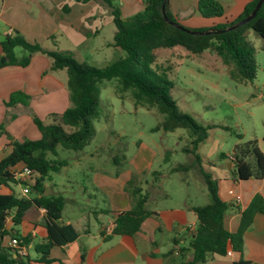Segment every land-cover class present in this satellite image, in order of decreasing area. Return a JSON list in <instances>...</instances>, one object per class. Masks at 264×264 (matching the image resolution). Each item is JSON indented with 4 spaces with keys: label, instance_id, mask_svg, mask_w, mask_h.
Segmentation results:
<instances>
[{
    "label": "trees",
    "instance_id": "1",
    "mask_svg": "<svg viewBox=\"0 0 264 264\" xmlns=\"http://www.w3.org/2000/svg\"><path fill=\"white\" fill-rule=\"evenodd\" d=\"M81 2L96 1L111 11L115 25L113 40L110 45L117 56L103 67H95L76 61L68 52L46 50L39 43L26 41L19 33L10 34L2 42L4 55L0 56V68L7 65L26 67L33 54L40 52L51 59V70H65L71 106L62 112H52L45 122L32 110H27L36 125L40 138L22 141L10 140V149L0 159V183L16 184L11 169L17 164L27 166L36 175L30 186L31 196L0 193V241L5 235H16L6 228V220L10 217L12 226H17L32 206L45 209V240L34 245L38 253V261L49 263V252L54 246H61L75 240L76 229L70 224L60 223L65 199L60 195L43 196L45 182L52 179V172L59 166L66 165L64 160L50 159L48 153L55 154L56 146L64 149H83L94 133L93 120L98 117L99 89L98 81L117 78L121 88L131 89L135 103H146L155 106L164 115L155 129L174 131L183 128L187 131L189 146L182 148L193 156L190 164L179 165L174 170H187L197 165L200 167L201 154L199 145L207 137L205 126L197 123L189 114L182 112L170 95L173 84L165 79L157 69L155 51L159 48H180L186 53L203 58L208 52L210 58L204 61H220L223 65L232 64L234 74L242 80H251L255 75L253 47L247 39L246 31L253 30L264 40V3L256 15L235 29L208 35H193L167 23L162 15L163 0H145L144 7L129 17H121L120 9L112 0H77ZM257 0L249 1L242 12L232 21L215 24L209 28L193 30L222 29L246 17L254 8ZM197 9L203 18H219L224 14L223 5L217 0H198ZM166 16L179 23L169 11L168 0L165 4ZM186 28V27H185ZM15 47H21L24 54L17 56ZM31 96L21 90L10 93L5 106L16 104L28 107ZM15 113L6 110L4 121L0 123V134L5 131L7 121L14 119ZM264 140V138H263ZM225 156L220 154V158ZM230 169L234 182L250 178L264 177V153L259 149L256 140H248L236 144L232 154ZM117 162V160H115ZM207 189L208 202L192 206L190 209L197 217V225L188 235L187 248L192 256L184 264L206 262L211 256L225 255L229 249L241 252L244 231L252 223L256 213L264 214V198L255 194L247 207L241 212L240 224L236 232H229L223 223L228 204L218 194V180L200 168ZM124 188L132 198V206L128 210L116 213L114 225L107 234L134 235L141 228L143 221L150 216L156 217L154 210L147 207L148 194L134 179L126 182ZM106 213V212H104ZM103 234H106L104 229ZM22 246L30 242L29 236L19 238ZM176 241L174 240V243ZM15 255V256H14ZM13 248L0 246V264H29L31 259H19ZM83 257V254H82ZM246 264L248 262L241 261Z\"/></svg>",
    "mask_w": 264,
    "mask_h": 264
},
{
    "label": "rangeland",
    "instance_id": "2",
    "mask_svg": "<svg viewBox=\"0 0 264 264\" xmlns=\"http://www.w3.org/2000/svg\"><path fill=\"white\" fill-rule=\"evenodd\" d=\"M129 1L112 0L113 5L120 9L123 18L143 10L138 3L140 8L136 12H128L125 2ZM140 1L144 5L145 0ZM80 6L96 10L101 8L102 12L110 10L94 2L80 3ZM192 17L188 16L185 19L188 18L187 21L190 23ZM86 21L89 23L90 19ZM92 21L93 19L90 22ZM180 23L192 29L187 26V22ZM89 25L90 23L87 24ZM97 25L102 29L101 33L91 36L83 45L74 36L70 39L72 43L68 39L58 38L60 40L57 44L58 49L69 50V55L80 63L95 67L107 65L117 56L115 49L106 45L113 38L115 26L114 24L103 26L99 20ZM246 33L253 47L255 64V75L247 81L234 74L232 64L223 65L220 61L202 60L210 58L209 52L201 58L190 55L180 48H159L155 51L154 64L161 73H164L162 76L172 82L170 95L178 108L207 129V137L198 147L199 153L204 157L201 158L200 167L195 165L193 168L197 176L201 173L200 168L210 173V163L216 162L219 153L231 155L236 144L256 140L257 145L260 144L264 149V40L251 29ZM24 53L21 47H16L17 55ZM52 74L61 84L64 82L67 93L62 92L61 109L53 110L60 112L72 104L68 97L67 74L64 70ZM97 87L98 117L93 120L94 133L87 145L77 151L57 145L55 154L48 153L50 159L66 162V165L59 166L57 171L51 173L52 181L45 182L51 188L52 194H62L74 201L65 203L63 217L78 219L80 224L88 220L91 225L98 228L99 222L106 218V213H94V210L105 207L112 209L123 204V194L120 190L116 194H112L109 186L108 188L104 186L103 190H96L99 178H108V181H112L114 186L112 189H115V186L119 188L121 183L124 187L125 179L130 175H133L132 178L134 177L140 186L144 180L149 184H155L159 191L157 196L161 198L157 203L162 207L180 206L185 201L207 203L208 195H202V184L195 179L191 171L189 173L183 169H181L183 172L178 173L169 171L170 168L193 161L190 153L182 151V148L189 146L187 131L183 128L169 132L161 128L155 129L164 115L155 106L143 102L135 103L132 90L121 88L117 78L98 81ZM18 113L22 114L16 112L15 117ZM39 113L46 116H41L40 119L45 122L49 120L47 117L49 113L46 114L45 111ZM14 119L6 122L5 131L0 135L12 136L7 126ZM20 127L19 130L24 131L20 141L25 138L31 140L40 138L33 121ZM261 148L259 149L264 152ZM183 176L190 178L181 180ZM18 189L17 186L16 190ZM166 193L170 194L169 198H164ZM159 236L165 238L164 234ZM163 241L165 240H160Z\"/></svg>",
    "mask_w": 264,
    "mask_h": 264
},
{
    "label": "crops",
    "instance_id": "3",
    "mask_svg": "<svg viewBox=\"0 0 264 264\" xmlns=\"http://www.w3.org/2000/svg\"><path fill=\"white\" fill-rule=\"evenodd\" d=\"M217 1L224 7V14L219 18H203L197 9L198 0H168V8L179 23L182 21L187 22V26L192 29L209 28L215 24L235 19L251 0ZM90 2L98 3L77 0H0V56L4 55L2 42L7 35L14 36V33H19L30 43H39L46 50L61 51L57 47L58 41H60L58 38L70 41L74 36L83 45L85 40H90L91 36L101 33L102 29L97 25V20L101 21L103 26L114 24L110 10L102 12L101 8L96 10L95 8L80 6V3ZM138 3L141 4L140 7H144L140 0H130L125 2V8L128 12H136L140 8L137 5ZM98 5L101 4L98 3ZM188 16L190 18L193 16L190 23L187 21L188 18L185 19ZM91 18L93 19L92 22H90ZM86 19H90L89 26H87L89 23ZM112 40L108 41L106 45L111 46ZM70 42L72 43V41ZM68 51L62 50L61 52ZM14 52L16 54V47ZM50 66L51 59L46 54L37 52L32 55L31 61L26 67L7 65L0 68V123L5 117L6 110L12 113H22H18L17 117L7 126L12 139L0 135V159L9 151L10 140L20 141L21 136L24 134V131L19 130L20 126L23 124L29 125L32 121L27 110H32L38 117H46L41 115L39 111L50 114L55 112L53 110L61 109L62 92L67 94L65 84L64 82L61 84L55 79L52 73L63 70H51ZM15 90H21L31 96L28 107L22 104H16L9 108L5 106L10 93ZM258 146L261 148L260 144ZM261 149L264 151L263 148ZM220 154L216 162L210 163V173H212L213 178L218 180L219 197L228 204V209L223 218L224 227L229 232H236L240 224L241 212L247 207L253 196L260 194L264 198V177L234 182L230 172L233 165L231 155L225 154L223 158H220ZM201 156L204 157L202 154ZM194 166L186 171L187 173L191 171L190 173L195 179L202 184V195H208L202 175L201 173L198 176L196 175L193 170ZM21 167V164H17L13 168ZM169 171L174 173L183 172V170L173 171V168H170ZM132 176L130 175L128 178L134 179ZM128 178L125 179L126 182L130 180ZM189 178L183 176L181 180H188ZM97 184L96 190H103L104 186L106 188L109 186L112 194H116L120 190L123 194V204L112 207V209L105 207L94 210V213L106 212V218L104 221L99 222L98 228L91 225L88 220L80 224L78 219H65L62 215V209L60 223H70L78 232V236L75 240L64 245L52 247L49 252L50 261L47 264H184L185 261L191 258L192 252L187 248L188 235L191 230L195 229L197 217L190 208L202 204L185 201L180 206L162 207L157 203V200L161 199L157 196L159 194L158 187L144 180L143 185L145 184V186L142 185L141 188L142 192L148 194L146 205L148 208H152L151 210H154L157 216L147 217L143 221L140 230L134 235L116 234L109 236L107 235L109 232L102 233L105 224L112 220L117 212L130 209L132 198L122 183L119 188L115 186V189H112L114 187L112 181H108V178H99ZM17 186L19 187L18 190H16ZM46 187H48V183H45ZM0 193H13L23 196L18 183L11 185L0 183ZM31 195L29 192L25 196ZM54 195L62 196L65 203L72 201L62 194ZM169 195L168 193L164 194V198H169ZM44 216L45 209L32 206L25 212L22 221L16 228L12 226L10 217H8L6 228L16 232V235H5L0 241V246L11 248L9 241L12 237L19 239L23 236H29L30 242L27 246H24L26 254L20 256L19 259L24 261L28 257L31 259L29 264H45L37 260L39 255L34 249L36 243L45 240ZM160 234H164L165 238L160 237ZM160 240L165 241L160 242ZM242 240L241 252L229 249L230 253L225 255L214 254L206 262L199 264H243L240 263L241 261L248 262L246 264H264V214L256 213L254 215L252 223L243 233Z\"/></svg>",
    "mask_w": 264,
    "mask_h": 264
},
{
    "label": "built area",
    "instance_id": "4",
    "mask_svg": "<svg viewBox=\"0 0 264 264\" xmlns=\"http://www.w3.org/2000/svg\"><path fill=\"white\" fill-rule=\"evenodd\" d=\"M11 174L21 187V195H26L30 190V186L34 183L36 173L30 168H28L27 166H22L21 168H12ZM114 219L115 217L112 220H109L105 224L104 226L105 233H108L111 231L114 225ZM9 246L13 248L15 254L19 256H24L26 254L25 247L21 245L20 239L16 237H12L10 239ZM227 253H230V252L227 251Z\"/></svg>",
    "mask_w": 264,
    "mask_h": 264
},
{
    "label": "water",
    "instance_id": "5",
    "mask_svg": "<svg viewBox=\"0 0 264 264\" xmlns=\"http://www.w3.org/2000/svg\"><path fill=\"white\" fill-rule=\"evenodd\" d=\"M166 1L167 0H163V3H162V15H163L164 20L167 23L175 26L176 28H179V29H181V30H183V31H185L187 33L193 34V35H208V34H213V33H223V32L235 29L236 27H238L240 25H243L244 23H246L249 20H251L256 15L257 11L260 9L262 4L264 3V0H257L254 8L252 9V11L246 17H244L241 20H239V21L227 26L226 28H222V29L210 28V29L198 31V30L185 28L180 23L173 22V21L169 20L167 18V16H166V10H165ZM15 35H16V33H14V36ZM7 136H8L9 139H12V136H10L9 134H7ZM51 193L52 192H51L50 188L46 187V188H44V191H43L42 195L43 196H49Z\"/></svg>",
    "mask_w": 264,
    "mask_h": 264
}]
</instances>
